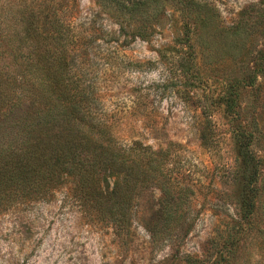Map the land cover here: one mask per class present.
<instances>
[{
    "label": "rangeland",
    "instance_id": "obj_1",
    "mask_svg": "<svg viewBox=\"0 0 264 264\" xmlns=\"http://www.w3.org/2000/svg\"><path fill=\"white\" fill-rule=\"evenodd\" d=\"M31 12L35 40L24 31ZM142 13L109 0H0V70L13 82L0 93V158L30 143L29 109L45 110L35 97L54 23L73 76L95 85L113 127L101 137L150 150L127 155L135 188L106 172L2 191L0 264H264V0H158ZM116 187L131 199L123 225L104 212Z\"/></svg>",
    "mask_w": 264,
    "mask_h": 264
},
{
    "label": "trees",
    "instance_id": "obj_2",
    "mask_svg": "<svg viewBox=\"0 0 264 264\" xmlns=\"http://www.w3.org/2000/svg\"><path fill=\"white\" fill-rule=\"evenodd\" d=\"M109 1L129 16L138 15L143 18L145 13L142 12L151 3L158 0ZM0 16H3V14H0ZM40 18V13L31 12L25 20L26 27L24 31L32 40L40 37L38 32ZM47 22L49 23L48 20ZM8 26L13 32L14 30L10 25ZM51 28L45 38L50 40V47L47 49L48 58L43 65L39 66L41 73L47 78L45 79L46 88L44 87L43 90L39 91L37 97H35L37 100L40 99L38 108L41 109L44 106L45 110L41 114L37 108L35 110L29 109L30 113L33 112L37 116L36 121L24 117V123L27 126V142L30 141V143H27L24 148L13 149L0 158V193L12 188L33 186L36 185L37 181L44 180L47 177L56 175L61 177L64 174L78 175L83 179L86 177L85 180H91L90 184H92L98 173L106 172H125L130 180L128 188L131 189L134 183L135 188L138 177L136 173L139 170L135 168V165L129 164L132 160L127 155L128 153L133 154L137 150L142 153L141 149L144 153H150V150L147 147L142 148L140 143H135L134 147L129 149H123L122 146L118 147L115 137H111L108 141L101 137V134L109 133L113 127L97 109L100 97L93 92L95 85L92 87L83 79V81H79L73 76L67 56V44L63 43L66 42L63 30L57 23H54ZM1 32L5 33L0 28ZM3 36L8 37L7 34H3ZM3 38H0V45H5ZM8 38L13 39L11 35ZM2 50L5 51L3 46ZM2 54L3 52L0 50V55ZM33 69L37 71L38 65H35ZM3 71L0 70V82L3 85L0 88L1 94H3L1 90L5 87L11 88L13 86V82L9 77L2 76ZM28 90L33 91L25 87V91ZM21 93L26 96L24 92L21 91ZM19 98H22V96L20 95ZM50 100L59 102L57 103L58 106L55 103V108L60 109L61 107L60 111L51 108L50 103L43 104ZM56 115H60L62 119L60 123H57L58 118ZM84 125L91 131L90 133L81 127ZM248 137L247 133L242 132L238 139L243 141ZM241 148L244 149L242 154L246 163L253 162L254 166L257 165L256 158L249 149L250 145L242 143ZM146 166L150 167V161L146 163ZM140 167L141 165H139ZM251 190V202L250 199L248 200L250 209H247V212L250 216H253L255 204L257 205V203L255 202V190L254 192L253 189ZM123 193L122 188L116 187L107 198H103L104 201L108 202L105 204V215L118 225H123L121 223L125 218L124 210L126 206H129L131 200L128 195ZM114 197L116 202H113Z\"/></svg>",
    "mask_w": 264,
    "mask_h": 264
}]
</instances>
